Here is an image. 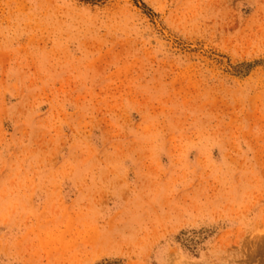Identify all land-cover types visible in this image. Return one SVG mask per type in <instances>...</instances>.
<instances>
[{
	"label": "rangeland",
	"instance_id": "1",
	"mask_svg": "<svg viewBox=\"0 0 264 264\" xmlns=\"http://www.w3.org/2000/svg\"><path fill=\"white\" fill-rule=\"evenodd\" d=\"M0 264H264V0H0Z\"/></svg>",
	"mask_w": 264,
	"mask_h": 264
}]
</instances>
